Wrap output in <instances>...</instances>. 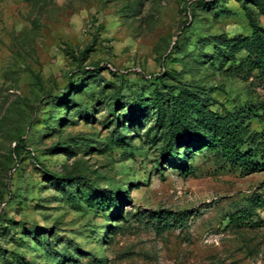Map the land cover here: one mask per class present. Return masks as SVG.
<instances>
[{
    "label": "rangeland",
    "instance_id": "374dc122",
    "mask_svg": "<svg viewBox=\"0 0 264 264\" xmlns=\"http://www.w3.org/2000/svg\"><path fill=\"white\" fill-rule=\"evenodd\" d=\"M208 1L0 0V264H264V171L170 152L157 121L240 124L241 152L264 128V80L224 51L264 10Z\"/></svg>",
    "mask_w": 264,
    "mask_h": 264
},
{
    "label": "trees",
    "instance_id": "16d2710c",
    "mask_svg": "<svg viewBox=\"0 0 264 264\" xmlns=\"http://www.w3.org/2000/svg\"><path fill=\"white\" fill-rule=\"evenodd\" d=\"M212 0H209L210 3ZM253 2L259 10H264V4L262 0H244ZM248 24L251 29V36L246 39L226 40L225 48H230L231 53L238 49H244L247 52V57L242 64H239L237 68L241 70L246 69L247 72H258V78L264 80V28H262L257 20V16L253 10L249 7H244ZM221 44H218V47ZM174 53L179 55L180 42L174 44ZM81 56L83 53L80 54ZM174 63H179L180 58L175 57L172 60ZM99 70L98 68L95 69ZM168 75V74H167ZM162 82L161 78H157ZM157 121L159 125L166 130L165 142L166 149L170 152L177 151V145L179 143H191L192 141H199L207 143L210 147H214L216 150H220L228 162L232 165L239 166L245 173H253L257 171H264V128L258 134L250 136L249 143L247 142L246 151L241 152L238 146L241 144L242 139L248 137L247 132L240 127V124H235L229 129L226 123H223L217 119L212 121L208 117H201V126L192 131L194 126H190L189 121L184 117V114L180 109L172 107L168 109L164 106L157 108ZM207 119V120H206ZM187 120V121H186ZM192 148L193 146L190 145ZM15 152L18 154L19 150L16 148ZM180 162L175 159V163ZM117 210V209H116ZM115 210V211H116ZM160 218V217H158ZM243 215L239 214L232 218V221L238 222L242 220ZM161 223V221H159Z\"/></svg>",
    "mask_w": 264,
    "mask_h": 264
}]
</instances>
